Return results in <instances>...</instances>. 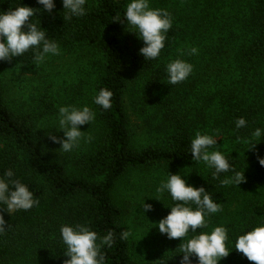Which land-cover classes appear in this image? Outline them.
I'll return each instance as SVG.
<instances>
[{"label": "rangeland", "instance_id": "rangeland-1", "mask_svg": "<svg viewBox=\"0 0 264 264\" xmlns=\"http://www.w3.org/2000/svg\"><path fill=\"white\" fill-rule=\"evenodd\" d=\"M253 1L150 0L151 7L168 10L172 16L170 29L175 28L177 35L174 39L171 37L169 42L165 41V47L157 57L161 86L158 90L153 89V100L144 103L147 82L141 78L129 79L126 94L135 148L141 150L162 145L179 122H190L194 125V137L198 131L218 136V145L210 148V151L218 148L223 154L239 159V171H244L245 180L240 185L226 184L215 198L216 202L221 203V211L209 215L204 230L189 232L186 237L191 238L200 231L210 232L215 226L223 225L228 229L226 246L229 250L234 247L240 234L264 221V185L258 178L255 160L261 141L247 149L252 138L236 139L220 122L222 106L227 97L237 95L259 105L264 104V70H246L239 59V52L249 43L245 17ZM124 43L129 51L143 46L136 33L127 27ZM59 47V55L50 56L37 66L34 61L25 62L22 55L11 61L5 60L0 80L7 105L15 113L32 115L37 136L48 156L71 167L89 150L98 134L100 118L93 98L98 92L104 58L99 44ZM192 47L198 51L188 55L187 51ZM177 58L190 62L193 71L187 79L172 86L167 83L164 69L168 62ZM67 105H87L96 115L92 125L81 126L85 137L90 136L91 140H81L79 147L63 153L48 133L63 136V130H56L59 127L58 109ZM260 120L264 125V114ZM208 169L203 161L176 167L155 164L129 171L118 181L114 199L123 210L124 229H131L128 240L137 264H146L183 240L169 239L156 226V222L165 217L171 210L170 206H173L170 194L167 191L157 192V187L169 173L179 172L187 182L193 183ZM144 201L152 205L146 213L142 207ZM26 264L45 263L38 259L36 263ZM219 264L255 262L233 249Z\"/></svg>", "mask_w": 264, "mask_h": 264}, {"label": "trees", "instance_id": "trees-1", "mask_svg": "<svg viewBox=\"0 0 264 264\" xmlns=\"http://www.w3.org/2000/svg\"><path fill=\"white\" fill-rule=\"evenodd\" d=\"M129 0H87V13L81 17L64 20L62 0H56L51 13L37 12L34 22L46 28L59 46L73 48L82 44H99L103 52V68L98 80V91H112V106L104 110L97 105L99 130L95 142L70 167L59 159H51L39 140L31 114L15 113L6 103L0 80V174L13 168L16 176L33 191L39 204L28 211L4 214L7 221L0 233V264L36 263L64 264L66 256L60 236L63 224H86L103 237L114 232L111 247L103 246L104 264H137L131 253L129 240H121L123 210L114 199L118 181L129 171L155 164L171 167L195 162L191 158L190 143L194 138V125L179 122L170 132L167 142L137 149L132 142L131 114L126 103L129 79H143L146 90L144 103L153 100V89L161 86V72L156 67L157 58L145 60L139 49L125 47L126 22L123 18ZM22 3L40 8L36 0ZM15 0H4L0 10L14 6ZM32 20V18H29ZM249 43L239 52L240 62L246 70H264V0H254L245 17ZM177 35L170 29L166 41ZM29 50L22 58L33 62ZM4 61H0V71ZM151 92V93H150ZM264 104H257L241 96H230L223 103L220 122L236 139L252 138V132L264 128L261 115ZM243 117L247 126L236 129L235 120ZM180 121V120H179ZM264 156V141L255 155L258 178L264 185V166L257 155ZM239 171L240 161L234 155H225ZM214 169L199 176L194 186H203L215 199L226 184L221 181L231 173L213 176ZM189 183V182H188ZM176 202L173 201V206ZM195 207V205H193ZM0 211H3L0 208ZM209 216L206 217V219ZM205 228H203L204 230ZM199 233V232H198ZM179 245H172L146 264H180ZM193 261L196 257H191Z\"/></svg>", "mask_w": 264, "mask_h": 264}, {"label": "clouds", "instance_id": "clouds-1", "mask_svg": "<svg viewBox=\"0 0 264 264\" xmlns=\"http://www.w3.org/2000/svg\"><path fill=\"white\" fill-rule=\"evenodd\" d=\"M4 0H0L3 3ZM42 7L34 8L15 0L14 6L8 10H0V61H11L14 57L25 55L31 50L34 64L43 63L48 57L60 54V47L54 37L47 35V29L34 22L37 12L51 13L56 7V0H36ZM87 0H62L63 18L81 17L86 15ZM32 18L30 20L29 18ZM122 23L126 22L127 29L136 33L143 42L139 55L145 60L156 59L165 47L166 34L172 27V16L166 9L153 8L150 0H129L123 18H116ZM197 48L188 49L187 54L197 53ZM167 83L176 85L189 77L193 65L187 60L177 58L168 62L164 69ZM113 93L107 88L100 89L93 98V103L104 110L112 106ZM95 112L87 105L60 106L58 109L57 131L63 130V136L48 133L49 138L58 144L59 150L69 153L79 147L81 140L90 141L85 137L81 126L90 124L95 120ZM247 126L245 118L235 120L236 129ZM252 141L249 148L260 141H264V128L257 127L251 134ZM218 136L201 134L199 131L190 143L191 158L196 163L203 161L209 168L214 169L213 176L221 173H231L221 181L222 184L240 185L244 180V171H238L232 162L218 148L209 149L217 144ZM260 165L264 166V156L257 155ZM157 192L167 191L176 203L170 206V212L156 222L160 233L166 234L169 239L183 238L179 253L180 264H219V261L228 256L235 249L241 252L249 261L255 264H264V221L240 234L229 250L226 246L228 229L215 226L210 232L200 231L191 238H186L189 232L197 233V229L207 227L206 217L221 211V203L216 202L213 194L203 187L188 183L183 174H168L156 189ZM39 204L29 186L23 183L13 168H7L0 174V233L4 232L7 221L5 212L12 214L24 210L28 211ZM195 205V207H193ZM143 212L152 208L150 203L142 204ZM191 229V231H189ZM131 229L121 230L120 239L127 240ZM60 236L65 249V255L70 257L64 264H104L105 254L101 251L103 246L111 247L114 232L109 230L103 237H98L95 230L86 224H63L60 227ZM195 256L193 261L191 257Z\"/></svg>", "mask_w": 264, "mask_h": 264}]
</instances>
